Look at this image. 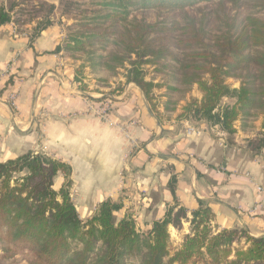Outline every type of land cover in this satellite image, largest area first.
<instances>
[{
  "label": "trees",
  "instance_id": "trees-1",
  "mask_svg": "<svg viewBox=\"0 0 264 264\" xmlns=\"http://www.w3.org/2000/svg\"><path fill=\"white\" fill-rule=\"evenodd\" d=\"M94 1L108 10L94 18L102 23L70 35L65 46L57 47L54 53L66 50L92 56L93 71L123 69L125 85L136 86L155 114L152 91L161 87L145 80L143 67L164 58L174 59L164 41L166 34L177 32L175 43L185 57L184 61L175 60L181 73L178 82L196 85L200 99L191 98L176 120L202 121L232 136L237 122L247 131L260 119L261 131L248 140L247 147L253 153L264 147V20L249 17L240 28L227 26L208 45L206 31L194 20L183 26L174 21L167 27L139 20L131 13L133 8L185 10L211 0ZM12 12V7L0 5V26L17 25ZM50 26L46 20L29 36V43ZM97 50L104 55L95 54ZM229 79L239 86L231 88ZM80 89L84 91V85ZM225 99L231 103L222 105ZM162 109L168 111L167 103ZM155 115L161 123L160 114ZM58 176L63 183L56 190ZM174 184L173 176L168 187L173 197ZM71 185L70 166L43 154L28 152L0 162V251L10 256L27 253L31 264H264V236L251 237L240 227L219 230L213 225L215 214L202 201L190 217L185 208L174 203L162 220L141 232L132 218L115 219L122 205L110 200L100 203L91 218L81 220L71 199ZM183 223L189 224L188 233L178 248L171 249L169 228L180 232Z\"/></svg>",
  "mask_w": 264,
  "mask_h": 264
},
{
  "label": "crops",
  "instance_id": "crops-1",
  "mask_svg": "<svg viewBox=\"0 0 264 264\" xmlns=\"http://www.w3.org/2000/svg\"><path fill=\"white\" fill-rule=\"evenodd\" d=\"M63 34V27L52 25L30 44L12 23L0 26V162L32 152L69 165L71 199L83 221L110 200L122 205L117 221L132 218L144 232L174 203L190 217L202 201L219 230L240 227L263 237L264 147L258 153L247 147L261 120L247 131L237 122L232 136L202 121L172 117L159 123L132 84L113 99L104 118L94 104L103 101L87 98L108 95L101 89L80 92L77 65L63 50L54 53ZM84 78L89 88L95 82L93 75ZM10 94H17L16 111L7 103ZM173 176L174 197L168 188ZM62 183L56 177L54 188Z\"/></svg>",
  "mask_w": 264,
  "mask_h": 264
},
{
  "label": "rangeland",
  "instance_id": "rangeland-1",
  "mask_svg": "<svg viewBox=\"0 0 264 264\" xmlns=\"http://www.w3.org/2000/svg\"><path fill=\"white\" fill-rule=\"evenodd\" d=\"M221 0L201 1L193 7H188L185 10L177 9H158V10H141L132 9V15L136 16L139 20H144L147 23H164L167 27L171 26V22H176L180 26L190 23L194 20L197 27H202L207 33L206 44L212 43L211 41L215 36H219L225 32L227 26L240 28L245 23L246 18L252 17L258 20H264V0H222V4H218ZM98 1L94 0H0V5L6 8L12 7V17L17 22V30L30 36L36 30L41 28L46 20H49L51 25H59L63 27V43L68 40L70 35L75 33H84L93 28V23L102 21H95L94 18L104 15L108 10L101 7ZM96 11H100L98 14ZM131 19V18H130ZM105 25H109L106 22ZM163 36L165 34H162ZM177 32H169L165 37L167 39L164 43L169 46L174 55L164 58L157 63L143 67L144 76L146 81H152L154 84L160 85L161 88L153 89L152 91V105L155 106V114H160V120L171 119L181 113L182 107L190 101L191 98L200 99V93L196 85L185 86L179 84L181 73L177 71V61H184V52L177 48L175 37ZM99 50L95 54H103ZM64 54L69 57L75 65V85L80 92L93 94L99 92L106 93L107 101L110 100L111 108L106 113L109 115L112 112L115 97L123 92L125 86L124 75L126 74L123 69H118L115 72H108L106 70H92L90 61L92 56L85 53L69 52ZM104 55V54H103ZM93 59V58H92ZM90 61V62H89ZM93 75L91 78L95 82L90 85L84 84V75ZM96 76V77H95ZM84 85V91L80 89V84ZM227 84L231 88L239 86L237 81L232 79L227 80ZM133 85V84H132ZM177 88V91H171L168 88ZM116 89H121L120 93H114ZM103 96H99L100 99ZM112 100H111V99ZM90 101V100H89ZM103 100V104L99 105L94 103L98 108L97 112L105 108L108 103ZM167 103L168 111L160 112L162 106ZM231 103V100L225 99L222 105ZM109 104V103H108ZM10 106V105H9ZM11 108L16 111L12 106ZM163 110V109H162ZM156 116V115H155ZM55 188L59 181L56 180ZM189 224L183 223V228L177 232L173 228H169L171 249L178 248L182 242L184 235L188 233ZM172 251V250H171ZM32 257L27 253H17L10 256L0 251V264H31Z\"/></svg>",
  "mask_w": 264,
  "mask_h": 264
},
{
  "label": "built area",
  "instance_id": "built-area-1",
  "mask_svg": "<svg viewBox=\"0 0 264 264\" xmlns=\"http://www.w3.org/2000/svg\"><path fill=\"white\" fill-rule=\"evenodd\" d=\"M16 27V26H15ZM16 29H17V27H16ZM15 61H16V59H12V63H15ZM16 96H17V94H10V95H8V97H7V103L10 105V107H14V108H16L15 106V102H16ZM109 103V104H108ZM108 103H106L105 104V108L103 109V110H101V113H100V116H102V117H104V118H107V115L108 114H106L109 110H110V108H111V105H110V101H108ZM97 114H99L98 112H97ZM191 134H193V130L192 129H188L187 130V135H191Z\"/></svg>",
  "mask_w": 264,
  "mask_h": 264
}]
</instances>
